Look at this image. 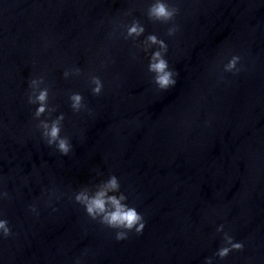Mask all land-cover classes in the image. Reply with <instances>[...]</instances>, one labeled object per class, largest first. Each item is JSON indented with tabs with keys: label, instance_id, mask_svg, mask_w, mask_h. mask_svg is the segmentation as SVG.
I'll use <instances>...</instances> for the list:
<instances>
[{
	"label": "water",
	"instance_id": "water-1",
	"mask_svg": "<svg viewBox=\"0 0 264 264\" xmlns=\"http://www.w3.org/2000/svg\"><path fill=\"white\" fill-rule=\"evenodd\" d=\"M232 55L239 74L223 71ZM174 70V87L0 206V264H205L221 224L245 249L214 264H264V0H240ZM113 174L147 221L124 241L73 199Z\"/></svg>",
	"mask_w": 264,
	"mask_h": 264
},
{
	"label": "clouds",
	"instance_id": "clouds-1",
	"mask_svg": "<svg viewBox=\"0 0 264 264\" xmlns=\"http://www.w3.org/2000/svg\"><path fill=\"white\" fill-rule=\"evenodd\" d=\"M127 15H132L129 10ZM180 14V8L169 0H152L146 10L148 19L154 23L171 25L167 28V36L175 37L179 31V25L175 23L176 17ZM123 27L125 29L123 37L125 40H139L145 34L146 28L139 19H133L131 23L119 24L117 29ZM156 46V50L151 52L148 72L152 74L153 83L161 91H167L177 84L176 77L179 75L177 71L170 67L169 61L166 59L168 53V44L165 40L159 38L156 34H148L146 38L137 45V47L148 53ZM134 58H136L134 56ZM242 57L240 55H232L223 66L224 72L239 74L243 69L238 67L241 64ZM64 78L69 79L73 76L80 77L84 75L83 70L75 67L64 71ZM88 82L93 95L99 96L104 89L103 80L95 74H88ZM29 93L27 102L31 105H38L33 113V119L36 121L34 127L40 131L41 138L45 143L54 148L60 154L67 156L73 151L71 139L62 135L63 122L65 115L52 118L53 113L57 112V106L50 103L51 89L46 86V78L41 75L29 80ZM70 107L74 113H80L82 110H88L85 98L78 92H70L68 94ZM47 118L42 119V117ZM2 180V178H0ZM55 191L51 195H55ZM10 195L6 190L0 191V203L9 200ZM75 203L81 205L86 214L101 225L115 232L117 241L129 239L130 234L142 235L146 227L147 221L144 215L138 211L137 207L128 203L129 197L121 191L120 179L115 175H111L107 180L94 186H83L73 195ZM29 210L39 215L36 205H30ZM3 212L0 211V217ZM216 232L222 233V244L213 256L207 257L205 264H214V259H226L233 252H242L245 249L243 241H236L230 232L225 231L224 225L217 227ZM13 235L12 227L7 219L0 218V240H5ZM76 264H82L78 258Z\"/></svg>",
	"mask_w": 264,
	"mask_h": 264
}]
</instances>
